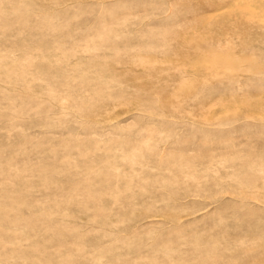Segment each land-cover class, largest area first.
<instances>
[{
	"label": "rangeland",
	"instance_id": "1",
	"mask_svg": "<svg viewBox=\"0 0 264 264\" xmlns=\"http://www.w3.org/2000/svg\"><path fill=\"white\" fill-rule=\"evenodd\" d=\"M264 0H0V264H264Z\"/></svg>",
	"mask_w": 264,
	"mask_h": 264
},
{
	"label": "bare ground",
	"instance_id": "2",
	"mask_svg": "<svg viewBox=\"0 0 264 264\" xmlns=\"http://www.w3.org/2000/svg\"><path fill=\"white\" fill-rule=\"evenodd\" d=\"M264 4V3H263ZM264 9V7H262Z\"/></svg>",
	"mask_w": 264,
	"mask_h": 264
}]
</instances>
